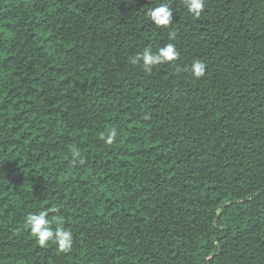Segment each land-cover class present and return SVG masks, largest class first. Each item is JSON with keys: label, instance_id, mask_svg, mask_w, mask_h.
Returning a JSON list of instances; mask_svg holds the SVG:
<instances>
[{"label": "trees", "instance_id": "trees-1", "mask_svg": "<svg viewBox=\"0 0 264 264\" xmlns=\"http://www.w3.org/2000/svg\"><path fill=\"white\" fill-rule=\"evenodd\" d=\"M0 264H264V0H0Z\"/></svg>", "mask_w": 264, "mask_h": 264}, {"label": "clouds", "instance_id": "clouds-1", "mask_svg": "<svg viewBox=\"0 0 264 264\" xmlns=\"http://www.w3.org/2000/svg\"><path fill=\"white\" fill-rule=\"evenodd\" d=\"M206 0H183L184 7L187 11L196 17H199L205 7ZM148 16L152 23L157 27L167 28L172 23L173 12L167 4H160V6L149 9ZM180 58V52L176 49L173 43H167L163 47L158 48L155 52L145 49L142 55L133 58L132 62H142L145 72L151 73L154 66L175 62ZM206 65L200 59H194L191 66L184 69H177L180 71H189L195 79H199L205 75ZM117 133L112 130L106 137L101 139L105 143L111 145ZM73 157H79L80 153L77 149H72ZM58 209L53 208L52 212H57ZM30 227L32 235L36 238L39 245L44 246L49 241L55 240L59 251L67 252L71 249L73 244V235L71 231L64 230L57 220L55 229L52 227L53 221L49 218L47 211H41L38 214H30L26 220Z\"/></svg>", "mask_w": 264, "mask_h": 264}]
</instances>
